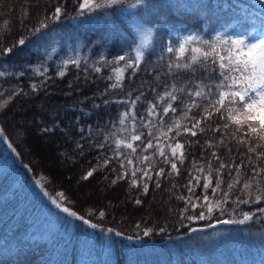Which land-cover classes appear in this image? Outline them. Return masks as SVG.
I'll list each match as a JSON object with an SVG mask.
<instances>
[{"label":"trees","instance_id":"1","mask_svg":"<svg viewBox=\"0 0 264 264\" xmlns=\"http://www.w3.org/2000/svg\"><path fill=\"white\" fill-rule=\"evenodd\" d=\"M59 2L65 10L61 19L49 20L47 29L33 34L30 29L54 10L57 0H0V72L3 73L0 75V93H3L0 102L13 92L20 93L23 90L19 95L12 96L6 106L0 107V128L4 129L3 134H0V264H113V261L115 264H264V214L257 213V218L243 225L215 223L217 219L229 218L227 214L221 216L219 213H215L211 220L188 221L181 218L184 202L177 199V196L187 195V189L183 185L190 179L189 171L195 174L193 161H199L206 168L212 149L203 152L200 145H186V159L183 165H177L180 175L160 179V188L150 183L147 195H141L139 189L130 188L128 181L111 183L117 175L116 172L109 171L111 167L118 168L115 160L109 168H99L88 180L81 179L90 168L103 163L101 157L111 155L115 149L114 144H106L104 150L94 147L97 142L103 141L109 131L115 130L114 123L119 127L118 117L126 109L124 105L114 101L125 99L129 92L134 99L138 94L136 90L145 91L146 100H154L156 94L151 88L155 86V71L158 70L161 76L166 71L163 65L168 54L162 53L166 44L176 41L178 33H197L205 39L214 38L216 32L233 36L246 34L243 29L233 28V24L236 19L246 17L251 29V22L264 16V9L260 6L264 0H172L177 6L164 10L159 22L153 19L148 25L154 30L155 53L146 58L134 77L129 78L131 69L124 74L122 89H110L104 96L101 93L110 83L115 82V76L112 73L114 66L102 67L101 58L111 60L122 54L121 49L124 50L123 54H127L129 45L138 44L135 26L124 30V35L129 39L121 42L119 47L113 48L110 43L102 45L98 35H105L109 30L108 24L99 18L85 20L86 17L77 16L76 9L80 0ZM103 11L97 9L90 15L102 16ZM5 20L8 21L7 28L4 26ZM123 23L117 19L118 26L122 27ZM61 28L71 29L70 32H76L82 40L79 55H67L66 59H79L80 67L73 64L65 67V61L59 60L64 53L63 45L50 55L40 49L39 44L56 39L53 35ZM171 29L174 30V35L170 33ZM20 37L25 39L24 45L16 43ZM112 40L115 46L117 38L112 37ZM32 46L37 47L33 49ZM4 48H12V51L4 52ZM162 54L165 56L164 61L159 59ZM158 65L160 67L157 69ZM97 66L102 67L100 73L94 71ZM86 67L87 73L84 71ZM61 70L65 71L64 77L58 75ZM40 72H44V75H40ZM109 75H113V80L107 79ZM188 79L189 75L184 74L179 84L183 85ZM41 81H46V84L41 86ZM32 84H36L39 91L34 92ZM106 98L110 101L108 105L103 104ZM96 104H100V107H95ZM174 107H177L175 117H179L182 106L178 102ZM146 108L145 101L138 102V118L146 116ZM23 114H28L33 119L37 137L56 138L54 149L67 162L64 180L56 181L48 169L28 154V148L25 149L22 144L24 137L15 136V126L11 119L21 118ZM192 114L199 115V110L194 109ZM173 119L174 114L170 112L165 123H171ZM217 122L223 123L216 117L208 123L214 126ZM54 124L56 128L53 132L42 131ZM81 129H84L83 133ZM138 131L144 132L142 139L146 144L151 138L147 135L148 129L138 127ZM219 135L206 132L197 137L182 136L179 139L182 142L188 139L199 140L202 145L205 140L215 139ZM78 144L83 146L82 154ZM121 151L130 150L122 148ZM152 151L149 149L148 153ZM218 154L226 162L233 158L237 163L240 162L235 148L231 155L223 148ZM140 155L141 150L138 148L136 156ZM133 162L136 163L135 156ZM217 166L218 162L213 159L212 167ZM159 167H165L167 171L170 166L157 161L156 168ZM221 175L225 180L221 187L226 189L230 177L226 172ZM73 178L80 185L101 183L105 189V199H78L67 186ZM215 179L213 174V185ZM173 185L176 187L173 188ZM201 191L200 187L196 188V195H200ZM59 192L67 197L63 202L66 206L99 227L91 229L57 208L52 200ZM117 192L126 198L129 213L125 215L121 214L116 203ZM208 194L211 195V189ZM137 197L144 201L142 205L133 202ZM160 199L162 202L159 208L156 202ZM256 207L258 205L255 204L240 205L239 211H254ZM259 207H264V204ZM99 211L105 212L102 220L98 216ZM199 211L200 208L195 212L190 209L185 215H195ZM90 212L96 214L89 215ZM137 224L140 229L135 227ZM209 224L213 226L208 227ZM145 227L153 229L150 236H143L141 230ZM162 227L165 228L164 232L159 231ZM107 228L124 234L114 238L116 244L113 255L109 249L99 245H85L82 238L85 230L99 234L98 238L101 240L112 239V233L103 231ZM190 228L202 230L191 232ZM126 236L138 238L129 241L124 238Z\"/></svg>","mask_w":264,"mask_h":264},{"label":"snow or ice","instance_id":"2","mask_svg":"<svg viewBox=\"0 0 264 264\" xmlns=\"http://www.w3.org/2000/svg\"><path fill=\"white\" fill-rule=\"evenodd\" d=\"M176 6L172 0H80L76 9L77 16L86 17L85 20L99 18L109 26L105 35H98L102 45L110 43L113 48L119 47L121 42L129 39L124 35V30H130L133 25L139 37L138 44L129 45L127 54H123L124 50L121 49L122 54L114 56L111 60L101 58L102 67L114 66L112 73L115 76V82L110 83L104 89L102 96L109 93L110 89H122L124 74L131 69L129 78L134 77L140 71L141 65L146 62V58L155 53L154 30L148 25L153 22V19L159 22L164 10ZM179 6L184 7L185 5ZM260 6L264 9V3ZM97 9L104 10L102 16L90 15ZM64 14L65 10L57 0L54 10L39 20L37 26H33L30 31L33 34L40 33L48 28L49 20L58 21ZM117 19L124 22L122 27L117 25ZM4 26L8 27L7 20L4 21ZM233 28L243 29L246 34L233 36L216 32L214 38L205 39L197 33L184 35L178 33L176 41L170 45L166 44L162 49V53L168 54V59L163 65L166 71L163 76L158 70L155 71V86L151 88V91L156 94L154 100H146L145 91L136 90L138 94L134 99L131 98L132 93L129 92L125 99L114 101L124 105L126 109L118 117L119 127L117 128L114 123L113 129L115 130L109 131L103 141L97 142L94 147L104 150L106 144H114L115 149L112 150L111 155L105 154L101 157L103 163L90 168L81 179L88 180L99 168H109L115 160L118 162V168L111 167L109 171L116 172L117 175L111 183L128 181L130 188L139 189L141 195H147L150 183L160 188V179L180 175V168L177 165H183L186 159L185 146L195 143L200 145L203 152H208L209 149L212 151L206 168L199 161H193L195 174L189 171L190 179L186 185H183L187 189V195L177 196V199L184 202V207L180 212L181 218L188 221L211 220L215 213H219L221 216L227 214L229 218L217 219L215 223L243 225L257 218V213L264 214V207H259L264 204V16L259 17L258 22L252 21L251 29L246 17H240L236 19ZM112 37L117 38L115 46ZM133 40L135 41V37ZM16 43L24 45L26 41L20 37ZM3 51L11 52L12 48H4ZM159 59L164 61L165 56L162 54ZM64 63L65 67L68 64L80 67L79 59H71ZM102 67L97 66L94 71L100 73ZM159 67L160 65L157 69ZM84 71L87 73V67ZM184 74L189 75V79L180 85L179 81L183 79ZM0 75L3 73L0 72ZM20 75L22 76L23 73ZM40 75H44V72H40ZM58 75L64 77L65 71H59ZM107 79L113 80V75H109ZM170 80L173 82L169 83ZM40 83L44 86L46 81ZM69 87L72 85L69 84ZM31 88L34 92L39 91L36 84H32ZM158 89L163 91L158 92ZM22 92L21 89L20 93ZM20 93L13 92L11 96L5 97L0 102V107L6 106L12 96ZM0 96H3V93H0ZM142 100L147 103L146 116L141 115L138 118L136 106ZM178 102L182 106L181 115L175 117L177 107L174 105ZM109 103L107 98L103 100L104 105ZM95 107L99 108L100 104H96ZM194 109L199 110V115L192 114ZM170 112L174 114V119L166 124L165 118ZM214 117L223 123L217 122L214 126L209 124L208 122ZM138 127L148 129L147 135L151 138L146 144L142 139L144 132L138 131ZM55 128L54 124L53 127H46L42 131L53 132ZM80 131L83 133L84 129ZM3 132L4 129L0 128V134ZM206 132L220 135L215 139L205 140L202 145L199 140L188 139L182 142L179 139L182 136L197 137ZM81 138L83 139V136ZM138 141L139 144L136 143ZM77 147L81 148L82 154L83 146L78 144ZM122 148L130 151H121ZM138 148L141 150L140 156H136ZM221 148L225 149L229 155L233 154L235 148L240 162L237 163L235 158L226 162L218 154ZM241 148L243 151H240ZM149 149L153 151L148 153ZM143 153L148 154L143 155ZM134 156L136 157L135 164ZM213 159L218 162L215 168L212 167ZM157 161L170 167L167 171L165 167L156 168ZM225 172L230 177L226 189L221 187L225 184L221 173ZM213 174L216 177L215 185L212 182ZM172 187L175 188L176 185ZM198 187L202 189L200 195H196ZM209 189H211V195L208 194ZM66 200L65 194L59 192L52 202L67 216L82 221L91 229L99 227L98 224L92 223L85 216L78 215L76 211L66 206L63 203ZM133 202L136 205L144 203L138 197L134 198ZM252 204L258 205L254 211L251 209L245 212L239 211L240 205ZM231 205H236V207H231ZM197 208L201 211L195 215H185L190 209L195 212ZM93 214L96 213H89V215ZM98 216L102 220L105 212L99 211ZM237 216L239 218H234ZM60 219H66V217H60ZM207 226L212 227L213 225ZM135 227L140 229L139 224ZM201 230L189 229L191 232ZM103 231L112 233L113 238L101 240L98 238L99 234L85 230L82 234L83 242L86 246L99 245L107 248L113 255L116 244L114 238L122 237L124 234L112 228ZM141 231L143 236L147 237L152 234L153 229L145 227ZM159 231L164 232L165 228L162 227ZM124 238L131 241L137 239L138 236ZM132 247L134 249L135 245Z\"/></svg>","mask_w":264,"mask_h":264},{"label":"rangeland","instance_id":"3","mask_svg":"<svg viewBox=\"0 0 264 264\" xmlns=\"http://www.w3.org/2000/svg\"><path fill=\"white\" fill-rule=\"evenodd\" d=\"M39 1V0H37ZM258 22V20H256ZM71 29L61 28L57 30L56 34L53 36L56 37V39L52 41H46L45 44H39L40 49L43 51H46L48 55L54 52L59 46H64V53L60 55L59 60L66 61L67 57H77L80 52L81 38L77 35L76 32L71 33ZM75 30V29H73ZM170 33L174 35V30L171 29ZM57 38H60L61 40L58 41ZM37 46H32L33 49H35ZM68 55V56H67ZM74 55V56H73ZM37 69L40 68L36 67ZM28 105V104H27ZM33 119L28 116V114L21 115V118L11 119L12 124L15 126V136L18 138L19 136L24 137L22 144L23 147L26 149L28 148L27 152L31 156L32 159L36 161H40V164L43 167H49V171L53 174V177H55L56 181L58 180H64L66 176V168H67V162L64 159H61L56 150L54 149L55 140L56 138L49 137V138H40L35 135V128L32 123ZM13 129V127H12ZM27 132V133H26ZM28 134V135H27ZM30 135V136H29ZM27 136V137H26ZM34 138H32V137ZM28 137L30 140H28ZM31 137V138H30ZM27 138V139H26ZM33 140V142H32ZM35 140V142H34ZM29 143H28V142ZM33 144H30L31 142ZM37 141V142H36ZM38 143V144H37ZM30 145V146H29ZM44 146V147H42ZM48 148H46V147ZM33 147L35 149H33ZM46 148V149H45ZM52 168V169H51ZM77 171V168H76ZM75 172V169L72 171ZM68 188H70L71 191H73V194L78 199H86L90 201H97V200H104L105 199V189L102 186L101 183H95L92 182L91 184H85L80 185L76 178H73L69 183H67ZM118 193V192H117ZM114 196V195H113ZM116 203L118 204L120 208V212H122V215H125L126 213H129L127 208V202L126 198L122 194H117L116 196ZM158 201V200H157ZM162 200L160 199L158 202H156V206L160 208Z\"/></svg>","mask_w":264,"mask_h":264},{"label":"bare ground","instance_id":"4","mask_svg":"<svg viewBox=\"0 0 264 264\" xmlns=\"http://www.w3.org/2000/svg\"><path fill=\"white\" fill-rule=\"evenodd\" d=\"M23 94H25V93H23ZM26 133H27V132H26ZM27 135H28V134H27ZM29 136H30V135H29ZM26 137H27V136H26ZM31 137H32V136H31ZM31 137H30V138H31ZM32 138H34V137H32ZM26 139H27V138H26ZM34 139H35V138H34ZM28 140H30L29 137H28ZM35 140H36V139H35ZM35 140H34V142H35ZM27 142H28V141H27ZM30 142H31V141H30ZM32 142H33V140H32ZM32 142H31L30 144H33ZM36 142H37V141H36ZM28 143H29V142H28ZM37 144H38V143H37ZM29 146H30V145H29ZM42 147H44V146H42ZM45 147H46V146H45ZM46 148H47V147H46ZM46 148H45V149H46ZM33 149H35V148L33 147ZM47 149H48V148H47ZM39 162H40V161H39ZM43 166H45V165H43ZM47 166H48V165H47ZM47 166L45 167L46 169L49 168V167H47ZM51 169H52V168H51ZM48 170H49V169H48ZM51 172H53V171H51Z\"/></svg>","mask_w":264,"mask_h":264}]
</instances>
